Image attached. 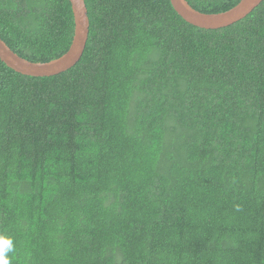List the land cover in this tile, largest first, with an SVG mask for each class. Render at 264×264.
I'll return each instance as SVG.
<instances>
[{
  "label": "trees",
  "instance_id": "trees-1",
  "mask_svg": "<svg viewBox=\"0 0 264 264\" xmlns=\"http://www.w3.org/2000/svg\"><path fill=\"white\" fill-rule=\"evenodd\" d=\"M206 15L243 0H186ZM81 61L0 60V234L10 264H264V2L219 30L170 0H85ZM69 0H0L31 63L70 50Z\"/></svg>",
  "mask_w": 264,
  "mask_h": 264
},
{
  "label": "water",
  "instance_id": "water-1",
  "mask_svg": "<svg viewBox=\"0 0 264 264\" xmlns=\"http://www.w3.org/2000/svg\"><path fill=\"white\" fill-rule=\"evenodd\" d=\"M75 22L74 39L66 55L50 63H31L16 55L0 39V60L11 70L32 78L58 76L73 69L82 59L90 34V20L85 0H69ZM178 15L188 24L204 30H219L232 26L252 14L264 0H243L227 13L206 15L193 9L186 0H170Z\"/></svg>",
  "mask_w": 264,
  "mask_h": 264
},
{
  "label": "clouds",
  "instance_id": "clouds-1",
  "mask_svg": "<svg viewBox=\"0 0 264 264\" xmlns=\"http://www.w3.org/2000/svg\"><path fill=\"white\" fill-rule=\"evenodd\" d=\"M15 250L13 238L7 234H0V264H10V253Z\"/></svg>",
  "mask_w": 264,
  "mask_h": 264
}]
</instances>
